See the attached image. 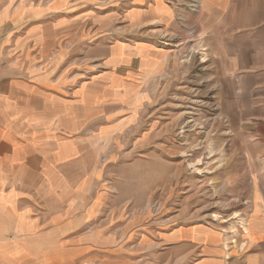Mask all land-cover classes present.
<instances>
[{"label": "rangeland", "instance_id": "obj_1", "mask_svg": "<svg viewBox=\"0 0 264 264\" xmlns=\"http://www.w3.org/2000/svg\"><path fill=\"white\" fill-rule=\"evenodd\" d=\"M202 15V0H0V78H67L82 151L51 167L98 186L121 249L177 224L245 230L252 123L238 81L204 62ZM136 49L149 68L117 56Z\"/></svg>", "mask_w": 264, "mask_h": 264}, {"label": "crops", "instance_id": "obj_2", "mask_svg": "<svg viewBox=\"0 0 264 264\" xmlns=\"http://www.w3.org/2000/svg\"><path fill=\"white\" fill-rule=\"evenodd\" d=\"M202 12L204 62L238 81L252 123L241 154L253 162L241 236L177 224L140 234L138 251L121 249L98 186L59 183L61 169L51 167L82 151L85 107L65 99L67 78H0V264H264V0H202ZM120 55L150 67L141 49Z\"/></svg>", "mask_w": 264, "mask_h": 264}]
</instances>
